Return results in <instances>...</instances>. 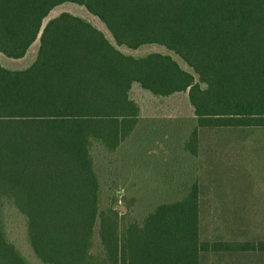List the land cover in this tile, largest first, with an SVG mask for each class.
<instances>
[{
	"label": "trees",
	"instance_id": "1",
	"mask_svg": "<svg viewBox=\"0 0 264 264\" xmlns=\"http://www.w3.org/2000/svg\"><path fill=\"white\" fill-rule=\"evenodd\" d=\"M72 3L105 34L56 7ZM0 264H32L8 239L3 208L24 217L39 264H203L264 253V242L199 238L198 186L138 220L102 206L93 150L116 151L140 122L133 84L157 98L187 93L200 129L264 127V0H0ZM156 45L158 52L132 56ZM117 194H120L118 192Z\"/></svg>",
	"mask_w": 264,
	"mask_h": 264
},
{
	"label": "rangeland",
	"instance_id": "2",
	"mask_svg": "<svg viewBox=\"0 0 264 264\" xmlns=\"http://www.w3.org/2000/svg\"><path fill=\"white\" fill-rule=\"evenodd\" d=\"M64 12L85 19L113 43L103 24L76 4L54 8L43 25ZM38 45L37 40L20 60L0 55V64L25 69L34 61ZM118 49L136 57L170 54L189 71L156 45ZM130 97L140 110L138 127L116 151L99 146L93 150L102 206L111 203L120 215L140 220L156 205L187 195L196 183L201 241L264 242V127L200 129L193 155L186 149L195 125L187 93L157 98L133 84ZM3 215L8 239L29 262L39 264L25 239L24 217L7 205ZM203 264H264V253L211 254Z\"/></svg>",
	"mask_w": 264,
	"mask_h": 264
}]
</instances>
